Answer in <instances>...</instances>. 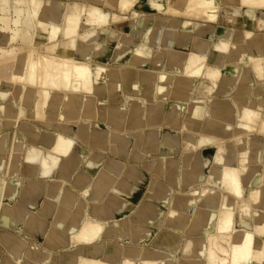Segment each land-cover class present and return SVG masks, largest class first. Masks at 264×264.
<instances>
[{
  "label": "bare ground",
  "instance_id": "obj_1",
  "mask_svg": "<svg viewBox=\"0 0 264 264\" xmlns=\"http://www.w3.org/2000/svg\"><path fill=\"white\" fill-rule=\"evenodd\" d=\"M91 1L92 4L88 6L87 3L81 0L69 1L64 7L58 5V17H54L51 21H45L41 15L44 0H0V9L2 12H6L7 9H10V12L15 14L13 23L23 30L21 34L22 41L34 43L39 35L40 37L48 36L53 40L62 33L65 38H67V43L72 44V47H74L73 45H75V43H79V50L82 54V58L80 57L81 59H76L65 53L54 54L52 52L44 53L38 51L36 53L37 57L34 58L33 52L29 53L28 50L26 51L24 48L9 50L0 48V210L5 213L13 210V207H11L12 204H4V199L6 197L5 190L7 188L9 190L11 189V193L13 192L12 197H15L17 194V190L21 185V182H19L21 180L19 172L22 168L23 161L25 162L26 160L28 164H30L31 176L36 173L39 164L43 167V173L49 175L58 164V156L55 154L67 155L73 149L75 144L74 138L60 131H56L53 135L51 139L52 148L50 147L51 149L48 151H45L39 146L26 147V137H38L42 132L41 128L25 123L27 128H24L23 131H26L27 135H23L14 127L22 117H29L35 120L41 119L40 116L44 118L47 110L51 109V107H55L58 111H61V118L66 119L73 115L75 118L78 117L76 118V124L78 125L77 135L86 143L88 142L87 138L93 136L95 141L100 142L99 145H105V141L100 132L95 130V133L92 134L91 124L93 121H106L110 126V128H108L111 129V132L110 134L108 133L109 131L105 133L110 135L114 143L113 151L116 153L118 152V147L116 145L119 142L116 134L117 131L123 127L128 120L136 122L137 124L141 122L144 123V106L151 103L150 99H153L155 108H157L156 105L161 107L168 100L175 99L176 102L172 106V111L176 116L173 120L176 125H179L178 121H180L185 112L186 118H188L187 120L191 119L190 123L192 125L200 126L204 124L206 127L214 129L217 127V123H223L224 131L234 129L240 133L252 132L258 127V130L264 134V55L250 58L248 54H242L240 57L235 58L239 63L249 65V70L245 71L234 64L236 65L235 68L238 70L240 68V75L236 88L237 93L235 94L236 102L233 100L237 105L235 104L233 108H222L216 111L209 107L211 104V96L199 97L196 93L198 87L197 83L199 82L198 79L202 75L205 74L208 78L217 82L220 72L223 70L221 68H208L209 42L203 41L202 44L196 45V50L187 53L184 51L171 50L174 47L173 44L178 42L177 37L180 43L184 42V44L181 45L185 47L189 45V42L195 41L196 38L199 37V35L194 34V29L196 27L194 23L190 22V20H186L180 24L177 20L178 17L185 16L189 18L187 16H190L199 20L213 22L217 20L222 7L229 6L235 10L236 17L245 9L247 15L255 19L257 11H262L264 13V0ZM133 6H137L140 10L148 9V11L151 12L163 11L165 15L169 16L157 22H150L147 26V31L142 34V36L148 37H146L147 40L152 39L155 43V47H162L164 49L162 53H157L156 55L149 54L147 51V44L138 45V42L135 43L134 38L125 32H122L118 39L115 38L117 43L112 49L105 50L107 49L106 45L104 43L103 45L98 43L99 40L103 42L107 41V43L112 42L111 40L114 38L110 37L108 40L103 37L101 39L99 32L112 23L124 26V22L128 18L126 12ZM104 8H109L111 11L106 12ZM59 15L61 17L60 20L58 19ZM137 15H139V12L134 11L132 16H134L135 20H137ZM139 20L142 21L143 19L141 18ZM244 22L246 23L245 20ZM38 27H41L44 32H39ZM250 34V32L247 33V35ZM222 37L220 42L216 44V47L228 53L227 57L221 62L223 65H227L231 62L234 55V52L229 49V44L232 43L235 38L241 40L243 36L242 34H236L232 29H226ZM3 39V44L9 42L8 40L5 41V38ZM6 39H8V36H6ZM211 39H213V37ZM162 43H165V45L162 46ZM258 45L259 48L260 44ZM90 47H95L93 54L96 57L101 56L104 51H107L106 56L108 58L106 62L110 63L112 61L111 59H114V62H116L115 60L118 61V59H125V57L126 59L124 62H122L123 60L121 61V65L111 66L112 68L99 66L96 70H93L91 66L93 58L92 53H90V58H84L88 51H90ZM145 64H154L155 66H151V68L154 69H142ZM140 73L142 75H140ZM252 73H255L257 78V83H254V85L251 84ZM96 74H98L97 77ZM123 90L131 92L133 100L127 101L124 98L121 104L108 108L107 102L111 94L118 92L123 93ZM80 91H85L87 94L83 96ZM98 96H100L99 102L97 100ZM140 98H142V102L136 100ZM261 110H263V112H261ZM128 115L130 117H128ZM229 116L233 117L232 121L229 120ZM236 118L239 119L237 120ZM234 121H236V126L233 124ZM162 127L163 126H160L154 131V133L156 132L155 137L158 133H162L160 132V128ZM195 136V133L190 132V137L187 139L185 145L186 149H188L190 145L195 148L206 142H214L217 138L205 135L199 140H196ZM167 138L173 140L170 136H167ZM46 139L45 137L41 138V142ZM124 139H126L125 143L128 149L130 143L128 138ZM195 141H197V143ZM230 146L229 156H224L222 154L225 147L223 144L219 143L216 147V154L211 156L208 160H205L206 162L202 160V164L211 160V176H206L203 173L198 176L200 164L196 163L187 175H184V173L182 174V180L194 181L195 179L197 181H212L216 179L224 190L233 196L232 199L225 196L226 198L219 204L220 197L224 195H222V193L213 194L210 199L206 201L204 206H194V213L190 218L182 214L179 216L177 215L180 219V224L175 228V233L192 235L195 234L196 231H199L197 241L202 249L200 255L205 257V261H203L202 264H264V168L258 169L253 166L249 167L251 164H264V143L259 140L246 138L242 142V146L244 147L243 152L237 151L236 142H232ZM138 151L140 152V150ZM24 155L25 160H23ZM139 157L140 155L138 158ZM163 158L159 160V170H164V168H162L164 167ZM101 159L102 156L96 157V161H101ZM171 165L177 167L179 165L178 158H172ZM73 169L74 165L71 166L66 164L62 166L59 169L61 180L55 181L51 186L50 197L53 199H58L60 197L66 206L59 209L57 218L52 227H49L45 219L39 217L37 213L32 212L31 214L29 213L28 216L26 215L25 218L23 217L24 220H26L24 222L25 227H21V231L24 232V234L28 235L29 230L45 234V243L42 242L43 244H40L38 241L33 240L35 244L38 242L37 245H39V247H30L27 254L29 259L31 258L32 261L38 264L52 263L53 260L47 248L54 246L56 243L63 244L67 234L69 235V239L85 243L88 251L91 252L92 255L67 256L64 258V263L114 264L117 259L121 257L120 249H115L114 251H110L107 248L105 249V246H103L104 241L98 240L103 237L102 234L104 232H112V230L115 229V231H118L121 238L130 242V240H134L136 237L142 238L149 234L150 227H145V225L153 224L158 226L164 218L169 221V219L175 215V212L171 209L172 206H184H182L183 202H176V200L174 201L173 199L170 200L166 192L159 196L160 199H163L167 207V210H163L162 214L155 212V208L151 203H146L140 205L138 207L139 209L135 212V215H137L136 221L141 222V225H135V219L131 216H124V218L115 221L113 228H107L105 230V223L102 222L101 219L96 220L89 217L86 219L87 209L85 208L84 210L82 205L85 203V196H87L88 191L83 192L84 195L82 198L80 196L81 194L79 195L76 190H63L61 188L65 180L71 176V171ZM105 169H100L94 181L95 193L93 198L96 201L104 195L106 189H108L106 187L113 182L112 175ZM134 171L133 168L131 177L136 183L139 179ZM248 171L249 176L246 181L248 186H250L249 189L257 190L251 197L257 194V201L262 209L259 212L254 210V225L252 227L250 223L243 218H241L240 226L234 227L235 201L238 198L245 197V193L248 192L243 180L244 175ZM150 177L151 176H149V178ZM86 178L87 177L84 175L78 176L76 180L77 184L81 185ZM131 183H133V181L128 179L124 182L119 191L125 192L127 196L132 195L136 186H132ZM39 186L40 182L35 181L33 186L35 191L40 190ZM203 192L204 190H201V188L194 190L196 195L190 197V201H185L186 206L194 204V200L201 197ZM250 200L253 201L252 199ZM95 205L97 204H94V206ZM76 206L78 209L71 211V209ZM125 206H127V204H125ZM44 211V213L49 215L52 209L48 206L45 207ZM95 213H97V215L102 213L106 214V210L102 206H99L95 209ZM238 222L240 223V221ZM63 226H65V229L62 228ZM227 235V241H229L230 238H232L233 241L230 250L226 249L222 244L225 240L224 237ZM0 237L4 243H9L10 247H12L11 245L17 247L20 245V242H22V239L7 231L0 232ZM164 240L170 245L176 246L179 242V236L174 233H167ZM195 245L189 243V245L183 247L184 256H191L194 252L193 247H195ZM142 247H128L126 253L128 256L133 255L138 257L142 255ZM216 251H223L228 254V257L226 255H219ZM98 252L101 254L96 255ZM153 253L147 250L143 252V256H145L144 258L149 264L151 261L148 259L151 260ZM155 253L167 259L171 257V254L165 251H158ZM16 254L19 253L16 252ZM11 264L14 263L12 262ZM16 264H18V261ZM22 264H26V262ZM123 264H136V261L127 258Z\"/></svg>",
  "mask_w": 264,
  "mask_h": 264
},
{
  "label": "crops",
  "instance_id": "obj_2",
  "mask_svg": "<svg viewBox=\"0 0 264 264\" xmlns=\"http://www.w3.org/2000/svg\"><path fill=\"white\" fill-rule=\"evenodd\" d=\"M69 1L71 2L73 0H60V1L59 0H44L43 10L41 12L42 18L45 21H48V20L51 21L54 17H58L57 6L60 5V7H64ZM88 3L92 4V1L89 0ZM224 7H229V6H223L222 7V9L220 11L221 14L219 13V16L217 18L219 20V22H220V19L222 18L221 16H224V15H222L223 14L222 11H223ZM230 8L233 9L232 7H230ZM104 10L106 12L111 11L109 8H104ZM145 10L148 11V9H145ZM145 10H141V12H144ZM244 10L245 9L242 10L241 14L238 17H236L237 15H236L234 9H233V12L228 15L227 18H228L229 23H232L231 26L228 25V27H227V25H222V24H220V25L218 24L216 26L219 28L220 34H219V38L214 43V45H212L210 43V41H208V39H206L209 36V34L212 35V33L214 31L213 27H212V29H204L202 27V24L195 25L196 27L194 29V31H195L194 33H196V32L198 33V35H199L198 40H195V41L193 40V41L189 42L188 43L189 45L186 47L184 45H181V44H184V42L180 43L179 42L180 40L178 37H177L178 42H175L174 44L172 43L174 45V48L176 47V48H181L184 50H190L191 51V49L196 50L197 44L198 45L202 44L203 41L209 42V48L211 47V49H208V60L211 63H213V65H214L211 68H221L223 70L220 72V76H219L217 82L208 78V76H206L205 74L202 75L199 78L200 80L198 79L199 82L197 83L198 87H197L196 93L199 97H208V96L210 97L211 96L212 97L210 100L211 104L209 107H210V109H215L216 111L218 109H222V108L223 109L233 108V106L235 104L237 105V103H235L236 102L235 101V99H236L235 94L237 93L236 92L237 91V89H236L237 84L235 85V81H236V77H237V74H236L237 68H235V66L237 65L239 67V65H242V63H239L238 61H236L235 58L240 57L242 54L239 55L241 52L239 54H237L234 50H232L234 47V44H236L237 48L246 47L247 49L251 50L253 53H258L260 51H264V36H262L261 34H258V35L255 34L256 36L253 39H248V37H247V36L251 35V34L247 35L248 32H250V33L253 32L249 29H251L253 27L254 28L260 27L261 28L264 26V13L262 11H257L258 14L256 13L255 19H253L252 17H249L247 15V11L246 10L244 11ZM148 12L151 13L153 15V17H156L155 22H157L158 20H161L163 18L164 19L168 18V16L165 15V13L163 11H152V12L148 11ZM6 14H8V15H6ZM4 16L6 17V19ZM13 17H15V14H12L10 12V9H7L6 12H4V11L2 12L0 9V48H2V49L4 48V49H8V50L9 49H15V48H17V49L24 48L27 51L28 46H26L23 43V41L21 40V34H22L23 30L20 27H17L13 23ZM58 19L59 20L61 19L60 15H59ZM244 20L246 21V25H244V23H245ZM253 23H254V25H253ZM240 25H242V27ZM4 27H6V28H4ZM244 27H246V28H244ZM122 29H123V26H122ZM226 29H232L235 31L236 34H242L243 38L241 40H238L235 38L232 41V43L229 44V47H231V51L234 52V55H233L231 62L229 64L223 65L221 62H222V60H224L227 57L228 53H226L222 50H219L216 47V44H218V42H220L221 38H223L222 36H223V34H225ZM38 30H39V32H44V30L41 27H38ZM123 30H125V29H123ZM142 30H143L142 27H141V30H138L137 28L135 29V33H137L136 35L139 36L140 38H142V33H143ZM6 36H8V39H6ZM3 38H5V41L8 40L9 42L7 44H5V43L3 44L2 43L4 40ZM66 39L67 38H65V36L62 33H60L58 35V37L53 39V40L50 39L48 36L40 37V35H39V37H37V39H36L35 44H36V47L38 49H40V51H43L44 53H48V52H52L54 54L65 53L67 55H71L72 57H74V55H79L82 58V54L80 53L81 51L79 50L80 47L78 46L79 43H75V45H73L75 47L74 48V47H72V44L67 43ZM108 40H109V38H108ZM111 41L112 42H110V43H107V41H106V42H104V44L106 46L110 44L109 46L113 47L117 43L116 39H112ZM135 41H137V40H135ZM152 44H153V46H155L154 42ZM258 44H260V47H259L260 50L258 48V46H259ZM164 45H165V43H162V46H164ZM90 48H91L90 52L92 53V57L94 59V58H96V56H94V54H93L95 47H93V48L90 47ZM244 54H246V53H244ZM263 55H264V52H263ZM111 60L114 62V59H111ZM115 61L117 62V63L115 62L116 64L121 65L122 62H124V58L121 60L118 59V61L117 60H115ZM118 62H120V63H118ZM234 64H236V65H234ZM151 65L155 66L154 64H151ZM233 65H234V67H233ZM227 68H229V69H227ZM256 79L257 78L255 77V75L253 73L252 74V80L254 81ZM118 93H116V94H118ZM132 96L133 95L131 92H128L127 90H123V93H120L117 100L116 99L113 101L108 100L107 106H108V108H111L117 104H121L123 102L124 98L127 101H131V100H133ZM229 96L231 97V99ZM136 100L139 102H142L141 101L142 98L136 99ZM150 101H151L150 104L144 106L145 107V109H144V113H145L144 123L141 122L140 124L139 123L137 124L136 122L128 120V117H130L128 115V117H127L128 121H126L125 125H123V127H121L117 131V133H116L117 138L119 139V142H120V143L118 142V144L116 145L118 147L117 153L113 151L114 143H113V141L109 135L111 132L110 131L111 129H109L110 126L108 125V123L106 121H104V122L103 121H100V122L93 121L91 124L92 134L95 133L94 132L95 130L97 132H100L102 138L105 141V145L101 147L96 143L93 136H89V138H87L88 139L87 143L84 142L77 135L78 125L76 123H72V125H67V124H62V123L61 124L60 123H54L53 126H55L56 130L52 132V131H47V130H49V129H47L48 126L52 125V123L46 122L44 120L43 121L35 120V119L29 118V117H22L21 119H19L18 123L14 127L20 131V134L27 135V132L23 131L24 128H27L25 123H28L29 125L30 124L35 125L36 127H39L42 130L41 134L38 135V137H28V136L26 137V147H34V146L38 147L39 146V147H42V149H44L45 151H48L49 149L52 148L51 147V139L53 138V135L55 134L56 131H60L63 134L71 136L72 138H74L75 144H74L73 149L71 150V152L69 154H67V155H59L57 153L55 154L56 156H58V164L56 165V167H54V169L51 171V173L49 175L43 173V167L39 164L38 168L36 170V173L31 176L30 175V167L31 166L25 160V155H24L23 160H25V162L23 161L22 168L20 169V172H19L20 177H21L20 178L21 180L19 182H21V185L18 188L17 194L15 195V197H12L13 192L11 193V191H10L11 189L9 190L7 188L5 190L6 197L4 199V204L5 203H8L10 205L12 204L11 207H13V211L18 209L19 211H21L22 216H23L22 213H24V214L27 213L29 215V213H31L33 211L32 209H35L34 213H37V215L39 217L45 219V221L48 224L54 223L56 218H57V213L59 212V209L64 208L66 206L62 202V199H59V200L53 199L52 197H50L49 194L51 192L50 191L51 186L54 184V182L61 180V177L59 174V169L66 164H69L71 166L74 165V169L71 171L72 172L71 176L67 180H65V183H64V185H62L61 188L63 190H66V189H71L74 191L76 190V192L79 195L81 194L80 196L82 198L84 195L83 192L88 191L87 192L88 196L87 197L85 196V203L82 205V208L84 210H85V208L87 209L86 210V216L87 217L93 218L96 220L101 219V221L104 223L110 222L111 218H113V215H115L117 212L118 213L124 212L126 210V208L128 207V203L125 200L124 201H120V200L117 201V200L107 199L110 192H115L117 196L120 195V196L130 197L133 194H135L138 187L142 184L143 180H145V177L147 180L148 177L151 176L150 177V185H149L151 187L150 189H152L153 186H154V188H157V187L159 188V186L161 187L160 194L154 195L156 201L154 200L151 203L154 206V208H159V205L155 204L156 202L160 201L161 203H164L163 199H160V197H159L161 194H164L166 192L169 194V192L175 191L176 188H179V189L181 188V190H183V191H187V190L194 191V190L201 188V190L205 191V188H206L205 182L207 180H203V181L198 180L197 181L194 179V181H192V180L183 181L182 180V174L184 173V175H187L192 170L194 165L196 163L197 164L199 163L200 169L198 172V176L201 173L208 176L204 170L206 167L212 166L211 160H209V162L205 163L206 166L204 163L202 164V160H204V161L208 160L209 158H211V156H214L216 154V152H217L216 147L218 146L219 143L224 145L223 139H224V136L226 135V133H228V131L223 130V123L222 124L217 123V127H215L214 129L208 128L204 124L200 125V126L192 125L190 123L191 119L187 120L188 118H186L187 116H186L185 112L183 114V117L180 119V121H178L179 125H176L175 122L173 121L176 116L172 111V106L176 102L175 99H173L171 101L168 100L161 107L156 105L157 108H155V103L153 102V99L152 100L150 99ZM153 108H155V109H153ZM136 117H137V115H136ZM229 120L232 121L233 117L229 116ZM151 121H152V123H151ZM234 123H235V121H234ZM189 125H191V126H189ZM160 126H163L162 128H160V130H161L160 132H162V133L161 134L158 133L157 135H159V136L156 135V137H155L156 132L154 133V131H156ZM75 127H76V129H75ZM139 127L142 129H140ZM106 131H109L108 132L109 134L105 133ZM119 132L120 133L122 132V133L120 134ZM190 132H193L196 134V136H195L196 140H199L201 137H203L205 135L213 136V137H215V138L217 137V138L214 142H206L202 145L201 144L198 145L195 148L190 145V147L188 149H186L185 145L187 143V139L190 137ZM167 136H170L171 138H173L174 141L172 139L167 138ZM43 137H45L47 139L45 141L41 142V138H43ZM124 138H128V141L130 143L128 149H127V145L125 143L126 139H124ZM164 141L166 142V144ZM231 141H229V144L227 146L224 145L225 149H227L226 151H228V152L230 151V148H231V146H230V144L232 143ZM195 142L197 143V141H195ZM162 146H164L165 150L164 149L162 150ZM138 148H140V149H138ZM206 148H211V151L209 153L205 152ZM138 150H140V152ZM187 154H189V156ZM222 154H223V152H222ZM139 155H140V157L138 158ZM97 156H102L101 161H96ZM228 156H229V154H228ZM152 157H154V158H152ZM161 158L164 159V167H162V168H164V170H159V160H162ZM172 158H178L179 165L177 167H174L171 165V159ZM84 159H86V160H84ZM132 161H134V162H132ZM125 162H126V164H125ZM135 162H136V164H135ZM101 168H104V169L106 168L105 170L108 171L109 174L112 175L113 182L111 184H109L108 187H106L108 189H106V192L104 193V195L99 200H97L98 201V203H97V201L93 198L94 193H95L94 181H95V178L97 177L98 172L100 171ZM133 168L135 170L134 173L138 176V179H139L138 181H136V183L131 177V172H132ZM80 175H84L87 177L81 185L77 184V182H76L77 177ZM248 176H249V174H248ZM161 177H163V178L165 177L166 179H163ZM160 178H161V180H165V181H159L158 179H160ZM247 178H246V180H247ZM128 179H131L133 181V183H131L132 186H136L133 194L130 196H127V194H125V192H123V191L122 192L119 191L120 188L122 187V185L124 184V182L127 181ZM246 180H244V184H245V187L247 189H249L250 186H248ZM35 181L40 182V186H39L40 190L38 189L39 191H35V189L33 187ZM197 186H198V188H197ZM220 186H221V184H220ZM221 191L223 192L224 197L226 196L229 199H232L233 196L230 193H227V191H225L222 186H221ZM189 198H186V199L179 201V202H183L182 206L184 205L183 207L180 206L181 208L185 209V207L186 208L192 207L193 204L191 206H189V205L186 206L185 201H187V200L190 201ZM209 199H207V198L203 199V198L199 197L197 200H194L195 201L194 203L197 202V203H199L198 204L199 206H204L206 201ZM93 201H95L96 203ZM222 201H223V199H221V197H220L219 204H221ZM39 203H40V205H39ZM94 204H97V205L94 206ZM125 204H127V206H125ZM141 205H143V204H141ZM48 206H50L52 209V212L49 215L44 213L45 207H48ZM99 206H102L106 210V214L102 213V214L97 215V213H95V209ZM136 206L139 207L140 205H136ZM69 209H71V208H69ZM76 209H78L77 206L72 208L71 211H75ZM114 209H118V211H114ZM157 213H159V212H157ZM126 216H131L133 219H135V223H134L135 225H141L142 224L141 222L136 221L137 215L134 214L132 216V213H131V215L126 214ZM25 217L26 216L24 215V218ZM0 218H2V217L0 216ZM24 218L22 221H24ZM14 220H15V217L12 218L11 222H13ZM166 221L170 222V219H169V221H168V219H166ZM179 222H180V220L178 221V223ZM145 226L153 227L155 225L147 224ZM28 237L32 238L33 240L38 241L40 244L42 242L45 243L44 242L45 234L42 232H35L33 230H29L28 231ZM69 240L74 241V239H69ZM46 247H48V246H46ZM76 247H77V250H76L77 252L84 251L85 253L92 255L91 252L88 251L87 245H85V243L84 244H78ZM47 249H49L48 252H50V255H51L52 260H53L51 264H66V263H64V260H65L64 254H61V253H63V251H61L62 250V244L56 243L54 246H50ZM105 249H106V247H105ZM166 249L168 251H165V252H168V253L173 252L171 250V247H169V246ZM3 252H5V251H0V254H2ZM16 252H14V255H17ZM100 252H98V254H96V255H100L101 254ZM155 252H158V251H154V253L152 251L153 256H158L159 254H157ZM120 253H121V255H120L121 257L119 259H117V261L114 264H119L122 256L123 257L128 256L126 251H122V252L120 251ZM23 254H24V257H25V255L27 257L28 251H26V253L24 252ZM28 260H29V258H28ZM24 262H26V264H38L37 262L30 261V260L28 262L27 261H24ZM61 262H63V263H61Z\"/></svg>",
  "mask_w": 264,
  "mask_h": 264
},
{
  "label": "rangeland",
  "instance_id": "obj_3",
  "mask_svg": "<svg viewBox=\"0 0 264 264\" xmlns=\"http://www.w3.org/2000/svg\"><path fill=\"white\" fill-rule=\"evenodd\" d=\"M81 1L87 3V6L88 5H91V3L89 4L87 2L89 0H81ZM141 10H144V9H141ZM141 10H139V8L137 6H133L131 9H129L126 12V15H127L128 18L124 22L123 29H125V30L122 29V25L121 24H116V23H112V24L104 27L103 30H101L99 32V34H100L99 36L101 37V39L103 37L106 38V39H108V38L110 39V37H112L114 39L115 38L118 39L121 36L122 32H125L128 35L132 36L134 38V40H137V41H135V43L138 42L137 43L138 45L141 44V43L142 44H147L148 45V50L147 51L149 52V54L156 55L157 53H162L164 49L162 47H161L162 48L161 49L159 47L153 46L152 39H150V40L148 39L147 40V38H148L147 36H142V38H140L139 36L136 35L137 33H135V29L137 28L138 30H141V27L143 29L142 30L143 33H145L147 31L148 24L150 22H152L153 20L154 21L156 20V17H153V15L151 13H149L147 10H145L146 12L145 11L144 12H141ZM134 11H138L139 12V15L136 16L137 17L136 18L137 20H135L134 19V16H132ZM232 12H233V9H231L230 7H224L223 8V11H222V13L224 15V18L222 16V18L220 19V22H218V19L215 20V21H213V22L212 21L210 22V21H206V20H199V19H196V18L190 17V16H187L189 18H186L185 16H182V17L180 16V18L178 17L177 20L180 22V24L183 23L186 20H190V22L194 23V25L202 24V27L204 29H212V27H213L214 31H213L212 35L209 34V36L206 39L210 40V43L212 45H214V43L219 38V34H220L219 28L218 27H215V26H217L218 24L219 25L220 24L227 25V26L228 25H232V23H229L228 18H227L228 15L231 14ZM127 13H129V14H127ZM141 18L143 19L142 21L139 20ZM170 18H172V17H170ZM174 19H176V18H174ZM244 24H246V23H244ZM240 26H242V25H240ZM244 28H246V27H244ZM249 30H251L253 32L251 33L250 36H248V39H253L256 36L255 34H257V35L258 34H261L262 36H264V26L261 27V28L260 27H256V28L253 27V28H251ZM194 34L195 35H198L197 32L194 33ZM212 37H213V39H211ZM196 40H198V38H196ZM23 43L26 46H28V49H27L28 52L29 53L30 52L31 53L33 52L34 58H36L37 57V54L36 53L38 51H40V49H38L36 47V44H35L36 41L34 43H26L25 41H23ZM98 43L101 44V45H103L104 42L102 40L101 41L99 40ZM109 45L106 46L107 49H105V50H108V49H112L113 48V47H110ZM209 49H211V47ZM229 49H231V47H229ZM171 50L172 51L173 50H175V51H184L186 53L187 52H190V50H184V49L176 48V47L175 48L173 47ZM194 50L191 49V51H194ZM232 50H234L237 54H239L241 52L239 55L246 53V54H248V56L250 58L251 57H255V56H259V55H263V52H264V51H260L258 53H253L251 50L247 49L246 47H244V48H241V47L240 48H237L236 47V44H234V47H233ZM34 51H35V53H34ZM41 52H43V51H41ZM90 53L91 52L88 51V53L86 54V56L84 58H90ZM106 54H107V51H104V53H102L101 56L96 57L94 59L92 58L91 66H92L93 70H96L99 66L106 67V68H112V67L118 65V64H116L115 62H112V61L110 63L109 62H106V60L108 58L106 56ZM74 58L81 59L79 55H74ZM125 59H126V57H125ZM151 66H152L151 64H145L142 67V69L143 68L145 70L154 69V68H151ZM207 66L209 68V67H212L214 65H213V63H211L208 60ZM239 67L241 68V70H245V71L246 70H249V65H247V64L239 65ZM240 68H239V70H240ZM239 70L237 69V71H236L237 77H236L235 85L238 83V80H239V75H240V71ZM97 75L98 74H96V77H97ZM254 75H255V73H254ZM255 77H256V75H255ZM254 83H257V79L255 81H253V80L251 81V84L254 85ZM97 91H99V90H97ZM80 93L83 96L87 94V92H85V91H82V92L80 91ZM119 95H120V92L118 94L113 93V94H111V96H110V98L108 100L109 101H113L115 99L117 100L118 97H119ZM99 97L100 96L97 97L98 98L97 99L98 102L100 100ZM171 100H173V99H170L169 101H171ZM261 112H263V110H261ZM61 115H62L61 111H58L57 108H55V107H51V109L47 110L45 117L43 118L42 116H40L41 119H38V120H40V121L44 120L46 122L52 123V125L48 126L49 131H52V132L56 130L55 126H53L54 123H60V124L62 123V124L72 125V123H76L77 122L76 118H78V117L75 118L74 115L71 116V117H68L66 119L61 118ZM236 119L238 120L239 118H236ZM234 126H236V121L234 123ZM258 129L259 128L257 127V129L254 130L255 132L252 131V132H248V133H240L239 131H235L234 129H232V130L228 131V133H226V135L224 136V139H223L224 142L223 143H224L225 146H227L229 144V141L232 140L231 142H236L237 143V147H236L237 151L243 152L244 151V147L242 146V142L246 138H248V139L250 138L252 140H257V141L259 140L262 143H264V134L261 133ZM233 135H235V136H233ZM96 143L98 145L100 144V142H98V141H96ZM99 146L102 147V145H99ZM163 149H164V146H162V150ZM226 150L227 149H225L223 151V155L224 156H228V154H229V152L226 151ZM210 151H211V148H206V150H205V152H208V153ZM251 166H253L255 168H258V169L259 168L260 169L261 168H264V164H256V165H252L251 164L249 167H251ZM211 167L212 166H208V167L205 168V172H206V174L208 176L209 175L210 176L212 175L211 174V171H212V168ZM248 174H249V172H246V174L244 175L243 180H246V178L248 177ZM161 178H163V177H161ZM161 178L158 179V180L159 181H165V180H161ZM149 179L150 178L148 177V179L146 180V177H145V180H143L142 184L138 187V189L135 192V194H133L132 196H130V199H129V197H125V196H117L115 192H110V194L108 195V199L109 200H117V201L118 200H120V201H124L125 200L128 203V207L126 208V210L124 212H119V213L117 212L115 215H113V218H111V221L105 223V230L107 228H113L115 221L118 220V219L124 218V216H126V214H130L131 215V213H132V216H133L135 214V212L139 209L138 206H136V205H141V204H146V203H152V201L155 200L154 195L155 194H160L161 187L159 186V188H158L156 186L157 188H154V186H153V188L150 189L151 187L148 186V185H150ZM163 179H166V178L164 177ZM205 183H206L205 184V187L206 188H205V191L201 194V198H203V199L204 198L209 199L213 194L215 195L217 193H219V194L222 193V195H223V192L221 191L220 183L216 179H213L212 181H206ZM197 188H198V186H197ZM256 191L257 190L248 189V192L245 193V197L240 198V199L239 198L236 199V201H235V224H234L235 226L234 227H236V226L239 227L240 226V224H241V218L247 220L250 223L251 227L254 225V212L255 211L256 212H259L262 209L260 207L258 201H257V197H256L257 194L255 196L251 197V195L254 192H256ZM193 195H196L194 193V191H190V190L183 191V190H181V188L180 189L179 188H176L175 191H171L168 194L170 200L173 199L174 201L176 200V202L177 201H180V200H183V199H186V198H189V197H192ZM221 197H222V199H225L226 198L224 196H221ZM59 199H60V197L58 198V200ZM137 199H139V200H137ZM250 199H252L253 201H251ZM256 203H258V204H256ZM155 204L156 205H159V208H155V212L157 211L160 214H162V211L163 210L164 211L167 210V207H166L165 203H161V202L157 203L156 202ZM198 204L199 203L196 202V203H194L192 205V207H188V208L185 207V209L184 208H181L180 206H177V205L176 206H172L171 209L175 212V215L170 219V222H167L166 219H163L158 226L157 225H155L153 227L147 226L148 228L150 227L149 228V234L146 235V236H144V237H142V238H137L136 237L134 240H130V242H129L128 240H125V239L121 238L120 237V234L118 233V231H115V229H114V230H112V232H104L102 234L103 237L99 238L98 240L99 241H104V246L107 249H109L110 251H114L115 249H120V251H126L128 247H142L143 246L142 247V251L143 252L146 251V250L147 251H153L154 252V251H168L166 248L168 246L171 247V250L173 252H169L171 254V257L170 258L167 259L166 257H163L161 255L152 256L151 257V260L148 259L149 261H151L150 264H163V263L164 264H202V262L205 261V257H203V256L200 255V252L202 251V249H201V246L198 245V241H197V236H198L199 231H196L195 234L188 235V236L186 234L185 235H181V234L178 235L177 232L175 233V228L179 225L178 221L180 220L178 218V216L180 214H182V215H185V216H187V217L190 218L191 215L194 213V208H195L194 206L195 205H198ZM133 206H134V208H133ZM249 206H250V208H249ZM17 210H15V211L11 210L8 213H5V212H3V211L0 210V216L2 217V218H0V221H1L0 222V232L7 231L8 233L15 234L17 237H19L20 239H22V242H20V245L19 246H17V247L14 246L13 247V245H11L12 247H10L9 243H4V241L1 240V237H0V251H5L2 254H0L1 255L0 256V264H11L12 262L14 264H16L17 261H18V264H22L24 261H27V262L29 260L32 261L31 258L28 260V257H26V258L24 257V254H23L24 252L23 251H25V253H26V251H29L30 247L32 248V246H35V247L38 246L39 247V245H37L38 242H36V244H35V242L33 241L32 238H29L27 234H24V232L21 231V227H25L24 222L26 220H24V221H22V220H23L24 215L26 216L27 213L26 214L22 213V214H24L22 216L21 215V211H19V210L17 211ZM32 210H33L32 212H35V209H32ZM114 211H118V209H114ZM165 215H166V213H165ZM13 217H15V220L16 221L11 222V220H12ZM87 218L88 217H86V219ZM238 221H240V223ZM17 225H19V226H17ZM53 225H54L53 223H49L48 224L49 227H52ZM62 228L65 229V226H63ZM167 233H174V234H176V235L179 236V242H178V244L176 246L170 245L168 242H166L164 240ZM227 237H228V235L226 237H224L225 240L223 241L222 244H223V246L226 249H229L230 250L231 245L233 244V241H232V238H230V237H229L230 238L229 241H227ZM75 241L76 240L70 241L68 234L66 235V239H65V242H63V244H62V250H61V251H63V253H61V254H64V257H67V256H70V257L71 256H80V255H85V254H86L85 256H91L90 254H87L84 251L77 252L76 251L77 250V247H75V246H77L78 244H84V243L83 242H77V241L75 242ZM123 241H124V243H123ZM188 242L191 245L192 244H194V245L196 244L195 247H193L195 249V250L193 249L194 252L189 257L184 256V253H183V247H185L186 245H189ZM23 246H24V249H23ZM21 249H23V250H21ZM12 251H17L19 254L14 255V252H12ZM143 252H141L142 255L138 256L139 258L136 257V256H133V255L127 256V257H123L122 256V258L120 259L121 261H120L119 264H123V262L127 258L128 259H134L136 261V264H149V263L146 262V260L144 258L145 256H143L144 255ZM216 252H218L219 255H222V256H225L226 255L228 257V254L224 253L223 251H216Z\"/></svg>",
  "mask_w": 264,
  "mask_h": 264
}]
</instances>
